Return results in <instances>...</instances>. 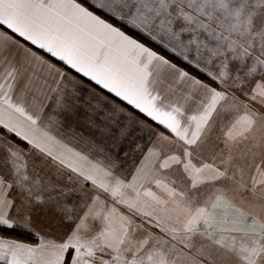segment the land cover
<instances>
[{"label":"snow or ice","instance_id":"obj_1","mask_svg":"<svg viewBox=\"0 0 264 264\" xmlns=\"http://www.w3.org/2000/svg\"><path fill=\"white\" fill-rule=\"evenodd\" d=\"M85 78L122 104L83 100ZM82 107L111 143L71 123ZM218 113L234 118L205 162ZM37 208L61 234L0 235V264H264V0H0V233Z\"/></svg>","mask_w":264,"mask_h":264},{"label":"crops","instance_id":"obj_2","mask_svg":"<svg viewBox=\"0 0 264 264\" xmlns=\"http://www.w3.org/2000/svg\"><path fill=\"white\" fill-rule=\"evenodd\" d=\"M88 3L91 4L92 3V0H88ZM93 10L94 11H97L96 9H93ZM98 14L102 15L105 19L109 20V22L113 23L115 26L120 27L127 34L133 36V38H135L138 41L144 43L146 46L152 48L159 55L164 56L159 50H157L153 46H156V47L161 48V49H164V48L161 45L157 44L156 42L152 41L150 38H148L144 34L138 32V31H136L134 29H131L129 26H127L123 22L117 21V20H115L114 18H112L110 16L104 15L102 12H98ZM143 39H145L149 43H147ZM150 44H152L153 46L150 45ZM34 50H36V49H34ZM164 50H166V49H164ZM37 51H39V54L45 55V57L47 59L51 60L52 62H54V63L56 62L54 58H52L50 56H47V54L43 53L42 51H40V50H37ZM164 57L166 59H168L166 56H164ZM170 62L171 63H174L172 61H170ZM58 66L59 67H62V68L64 67L62 64H58ZM177 67L183 69L182 67H180L178 65H177ZM183 70L186 71L185 69H183ZM37 73H38V75L41 76V79H42L43 78V74H41L39 72V70H37ZM166 75H167V78L169 80L173 79V77H174V73H171V72L166 73ZM190 75L193 76L192 74H190ZM37 83H39V81ZM183 87L186 89L187 88V85H183ZM92 88H95L96 92L97 93H100L102 96H107L108 97V101L102 102V107L110 108L111 107V103H109V101H113V100H114V102L116 104H122V102L119 101L118 98H113L110 94L107 93L106 90L101 91V89H99L98 86H95L94 84H90L87 81L86 78H85L84 87L82 88V93H81L83 100L89 101L93 105L96 104V102H97L96 99H91L90 98V89H92ZM122 106H124L126 108L127 112H131L134 118H136L139 121H144L145 126L150 124L152 126V129H153L154 133H159V132L165 131L162 126H159V127L156 126L154 122L152 123L150 121V119L146 118L143 114L139 113L138 111L133 110L130 106H127L126 104H124ZM87 119H88L87 113L84 111V108L82 107L80 109V111L77 113V115L75 117L71 118V123L78 130L83 131L86 136L92 135V136H94L98 140L103 139L106 143H111L110 138H108V137H101L99 132L95 131L94 129H89L88 123H87ZM121 120H122V122H126V120L123 117L121 118ZM113 131H115V130H113ZM136 142L142 144L144 146V151H146L147 148L152 147L153 143L155 142V135L150 136L148 134V130H147L146 127H145V130L141 133L139 131V126H138L137 134H136ZM123 146L125 148L128 147L127 143H125ZM79 147L80 148H83L84 145L81 144V145H79ZM141 158H142V155H141L140 152L130 153L129 157L124 162V165H123L124 170L126 172L127 171H131L133 169L134 165L136 163H138ZM31 219H32L31 230H27V229H25L23 227H20V226L15 227V229H19V230H23V231L29 232L35 238H37V240H38V237L36 236V232H39L42 235H44V234L50 235L52 233V234H55V235L58 236V233L57 232H53L52 230H51V233L50 232H47V230L44 228V224H47V222H45V221L41 222V220L39 218V213L36 212L35 210H33V212L31 213ZM48 233H50V234H48ZM6 239H11V238H6ZM21 242H23V241H21ZM24 243H28V242H24Z\"/></svg>","mask_w":264,"mask_h":264},{"label":"rangeland","instance_id":"obj_3","mask_svg":"<svg viewBox=\"0 0 264 264\" xmlns=\"http://www.w3.org/2000/svg\"><path fill=\"white\" fill-rule=\"evenodd\" d=\"M194 67V66H193ZM234 117H229L227 120L224 118L223 113H218L214 116V123H213V134H212V142L217 145L215 151L212 154H209L208 152L204 153V159L205 162H213L212 161V155H214L216 152L220 151V147L223 144L224 139V131L226 128L230 125L232 122V119ZM218 165L220 164V161H215ZM36 212L39 213V218L41 222L45 221L47 224H44V228L47 230V232L51 233V230L53 232H57L58 235L61 234L64 225L59 221L58 217H53V214L50 210L47 209H41L37 208L35 209ZM48 233V234H50ZM55 235V234H50Z\"/></svg>","mask_w":264,"mask_h":264},{"label":"trees","instance_id":"obj_4","mask_svg":"<svg viewBox=\"0 0 264 264\" xmlns=\"http://www.w3.org/2000/svg\"><path fill=\"white\" fill-rule=\"evenodd\" d=\"M143 40L146 41L145 39H143ZM146 42L149 43L148 41H146ZM150 45H152V44H150ZM153 47H155L157 50H159L170 61H172L175 64H177L178 66L182 67L183 69L188 71L193 76H196L197 78H200V79H204L203 74L199 73V71L195 67L188 65L182 59L175 57L174 54H171L170 52H168L164 49L158 48L156 46H153ZM0 235H3L6 238L16 239V240L28 242V243L37 242V238H35L31 233L23 231V230L15 229V228L8 230L7 232L0 233Z\"/></svg>","mask_w":264,"mask_h":264}]
</instances>
